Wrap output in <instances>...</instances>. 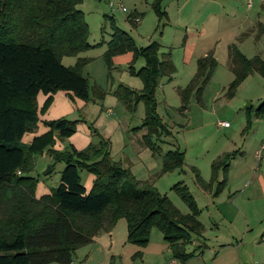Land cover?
I'll return each mask as SVG.
<instances>
[{
    "label": "trees",
    "instance_id": "16d2710c",
    "mask_svg": "<svg viewBox=\"0 0 264 264\" xmlns=\"http://www.w3.org/2000/svg\"><path fill=\"white\" fill-rule=\"evenodd\" d=\"M80 3L0 0V264H70L78 248L91 243L101 231L110 232L119 219L126 223V242L143 248L151 229L156 228L168 243L171 257L186 262L202 245L191 251L186 246L203 231L197 218L200 210L187 185L177 182L171 187L188 209L182 213L165 194L147 183L140 184L127 167L112 160L109 140L94 126L89 129L98 137L97 142L81 150L69 145L58 185L48 194L35 196L36 179L29 175L34 155L51 146L54 138L71 136L77 119L60 117L45 122L49 130L29 144L21 142L23 135L36 127L37 114L45 112L55 92L67 91L84 101L91 98L88 78L82 72L89 58L78 55L94 45L88 41V25ZM161 4L162 0L151 4L158 20L167 17ZM109 24L111 38L103 53L107 68H111L114 55L132 52L128 70L142 82L139 90L118 83L114 94L130 113L138 102L143 103L141 129L145 133L141 141L152 154L159 155L160 145L165 144L171 131L157 112L156 90L161 78H172L175 66L169 53L159 57L156 41L138 47L112 19ZM64 56H74V64H62ZM139 57L144 64L136 69L134 63ZM228 65L233 73L225 92L228 98L250 74L264 78V60L259 56L247 58L235 44L228 46ZM216 66L212 49L196 59L195 73L184 88L177 89L179 110L187 108L191 97L203 106L200 97ZM92 92L97 98L105 93L100 87ZM39 93L47 95L40 109L36 102ZM252 108L244 109L242 131L251 126ZM254 115L264 118V102L255 108ZM237 153L232 150L214 158L208 181L191 166L197 185L203 190L214 187L213 196H217L227 183L230 161ZM56 154L60 158L61 154ZM183 161L182 150L168 149L161 157V173L183 171ZM82 170L93 176L89 190L80 182ZM141 257V250L131 256Z\"/></svg>",
    "mask_w": 264,
    "mask_h": 264
},
{
    "label": "rangeland",
    "instance_id": "374dc122",
    "mask_svg": "<svg viewBox=\"0 0 264 264\" xmlns=\"http://www.w3.org/2000/svg\"><path fill=\"white\" fill-rule=\"evenodd\" d=\"M109 1L113 4L122 5L126 10L118 11L111 9L108 5ZM239 1V5L245 8L246 4L244 0ZM128 3L126 0L124 2L121 0H81L79 8L83 11L88 25V41L92 43L94 40H100L103 33L99 26L104 27L107 24L110 29L108 24L109 19L117 21V26L125 32L128 29L135 32L132 26L125 21V16L130 11V4ZM247 13L246 11L240 12L241 15H237L236 20H243L246 17L243 14ZM104 14H108L109 19ZM150 14H152V16L150 15L151 19H154V13L151 11ZM262 17L264 21V8L262 10ZM159 21L158 30L160 31L164 20L161 19ZM233 21L230 17V20L225 22ZM146 23H149V18L146 19ZM257 29L258 27L254 30L247 29L243 31L239 36V41L242 42L241 48L238 46V41L235 40L233 43L238 46L241 53L246 57L259 56L264 60V35L258 33ZM183 33L187 37H191V34L184 31ZM156 36L155 34L154 37ZM221 37L224 36H219V38ZM135 42L137 45L143 46L147 43L141 42L139 35L136 36ZM221 42L222 40L218 42V45L211 46L217 66L200 97V100L204 104L203 106H199L195 98L191 97L187 107L192 101L195 102V105L189 115L187 113L184 115L186 110L181 111L178 109L179 112L176 113L175 108V113L172 111L169 103L175 105L177 102L175 101L176 99H173L175 95L168 93V91L171 90L173 85L184 87L187 83L184 81L165 84L163 90L156 91L157 112L171 131V136L165 139L167 143L165 142V144L160 145L161 153L159 155L156 153L152 154V151L141 141L142 135L145 133L141 129L144 117L143 103L138 102L134 111L130 113L125 109V104L119 101L114 94L117 98V110H114L115 107L114 109L112 108L113 113L111 115H113L112 117L119 124V129L112 136L114 153L117 161L124 167H127L140 184L147 183L159 193L165 194L182 213L188 212V209L171 187L177 182L187 185L200 210L197 218L203 225L202 235L206 240V244H201V248L195 250V253L188 261L189 264H211L213 255L220 251L221 243H227L230 247L233 244L237 248L231 254L227 250L222 251L220 255V258L222 257L220 259L222 264H258L260 257H264V157L257 159L255 155L252 157L251 154L255 149L254 153H256L260 144L264 141V118L254 117L255 108L264 102V78L257 73L250 74L237 87L233 97L228 98L225 92L230 79L228 81L225 80L226 77L224 75L229 78L232 72L228 65V48L226 45L221 44ZM196 47L200 49V52L196 51L195 53H199L200 55L203 51V46L197 45ZM93 53L97 54L100 51L96 49ZM97 58H100L104 63V72L99 70V67L96 66L97 63H93V66L89 69V73L86 66L82 70L83 74L88 78L89 87H91L89 91L91 93L90 100L84 101L77 97L73 98L88 102V104H92L93 102L100 104V109H102L103 99L102 97H93V89L100 87L103 90H115L123 75V70L122 68H114L112 61L111 68H107L103 56ZM74 60V56H64L61 59V63L72 65L74 64ZM250 105L253 107L252 112H250L252 123L247 130L242 131L245 126L246 113L244 109ZM197 106L200 107L199 109H207V112L200 113ZM74 110V114L77 115L75 125L83 122L88 127L93 126L97 119L96 117L99 115L97 110H91L90 105H86L84 108L77 107ZM189 116L192 117L191 120ZM66 118L74 120L69 116ZM219 121L226 122L228 126L219 125ZM29 133H34L35 137L42 135L37 125L31 132H26L23 135L21 142L24 136ZM122 133L124 136L123 145H119L116 148L115 137L122 136ZM67 138H54V143L51 146H47L40 153L34 155V164L29 175L36 179L35 196L41 194V190L47 192L58 185L60 173L65 164L62 156L63 154H67L68 151L67 147L69 144H66L67 140L65 141ZM93 138L94 142H97L98 137L94 135ZM59 142H64L61 148L58 147ZM172 142L176 146H173ZM170 147H178L179 150L184 152L183 172H180V169H176L161 173L162 154L171 149ZM232 150H238V153L230 161L227 183L217 196H213L214 187L210 190L200 188L195 182L190 167H196L202 179L208 181L211 177V161L218 155ZM56 153L61 154L60 158L56 156ZM250 158L255 162L253 165ZM82 171L79 174L80 182L83 184L85 175L82 180L81 174L90 173ZM259 177L262 179L263 184L259 180ZM218 179H221V174H219ZM118 221V224H122V231H118L115 237L117 241L113 243L112 248L111 244H109L110 241L106 240V244L110 249L107 254H113L105 260H100L98 264H141L140 259L136 261L135 259L133 261L130 259L133 251L141 249L126 242V227L123 228V224L126 226L125 220L119 219ZM259 241H262V244L258 245ZM93 242H95V239ZM158 242L160 244L164 243L161 233L156 228H152L148 246L154 244L157 247L159 245ZM104 246L105 244H101L102 250ZM161 248L162 246H160L159 250ZM186 249L191 251L190 245H187ZM78 254L80 255L81 253L76 250L70 264L82 263L81 261L84 258L80 256L82 258L78 262ZM235 256L238 258L237 261H235ZM97 257L99 258V255ZM168 260L169 257L166 255L164 264H168ZM158 263H163L161 256H159ZM91 264L96 263L92 260ZM144 264L149 263L146 262Z\"/></svg>",
    "mask_w": 264,
    "mask_h": 264
},
{
    "label": "crops",
    "instance_id": "0c3cea01",
    "mask_svg": "<svg viewBox=\"0 0 264 264\" xmlns=\"http://www.w3.org/2000/svg\"><path fill=\"white\" fill-rule=\"evenodd\" d=\"M121 1L124 2L125 0H121ZM126 1L129 2L128 4H130V11L127 13L128 16L127 15L125 16V21L126 23L130 24L132 28L135 30V32H132L130 29H128L126 33L131 36L135 45L138 47L143 46L136 44L135 39L137 35L140 36L141 42L142 41L145 43L147 42L146 45L149 44L151 41H156L159 44V49H158L159 57H163L165 54L169 53L170 59L173 65L175 66L176 71L172 75V78L171 79H166L165 77L161 78L156 91L163 90L165 84L174 83L175 81L176 82L184 81L188 83L196 71V59L198 57L205 55L208 50H211L212 45L213 46L218 45V42H220V40H222L221 44L226 45L227 48L230 44H235L233 42L236 40L238 41L239 48H241L242 42L239 41V36L243 33L244 30L247 29L254 30L255 28L258 27L257 29V31H259L258 33L264 35V21L262 20L263 18L262 10L264 8V0H244L246 4L245 8H243L242 5H239L240 3L239 0H234V1L162 0L161 5L163 7V10L166 12L167 17L165 19L164 18L162 19L164 20V22L163 24H161L162 28L160 31L158 30L160 21L157 19L153 9L151 8V4L154 0H126ZM151 11L154 13L153 14L154 19H151L152 16V14H150ZM244 11L248 12L247 14H243L246 15V17L243 20L241 19L236 20V16L241 15L240 12H244ZM104 16L109 18L108 14H104ZM105 17L103 18L105 19ZM129 17L132 19L130 20ZM135 17L138 18L137 21L133 20V18ZM230 17L234 21L225 22L230 20ZM147 18H149V23H146ZM249 18H251L250 21H248ZM113 21L117 26V21L115 20ZM108 24H109V20H108ZM99 28L103 33L100 37V40L92 41L91 44L94 45L93 48L86 50L78 55L81 57L89 58L88 63L85 65L86 67H88L87 68L88 73L90 71L89 69L93 66V63H97L96 66L99 67V70L101 72H104V63L100 58L97 57L103 56V53L107 48L106 44L111 38L112 30L111 27L110 29L108 28L107 24L104 27L99 26ZM183 31L191 34V37H187V35L183 33ZM134 33H136V35H134ZM153 34L154 35L156 34L157 36L154 37ZM219 36H224V37L219 38ZM197 45L203 46V51L201 50L202 53L200 55L199 53H195L196 51L200 52V49L196 47ZM96 49L99 50L100 53L94 54L93 51H95ZM75 60L73 61V63L75 62ZM131 60H132V52H125L122 54L114 55L111 58L113 67L122 68L123 70V75L121 76L119 83H123L130 88L139 90L142 88L141 80L138 77L131 75L128 70V66ZM143 64H144V59L139 57L135 61L134 67L137 68L138 66L140 67ZM230 75L233 76V73ZM231 76H229L228 78V76L224 75V77H226L225 80L228 81V79H230L231 81L233 79V77L231 79ZM185 86L186 85H184V87ZM184 87H180V85L176 87L173 85L171 87V90L168 91V93H173V95H175L173 99H176L175 101L177 102L175 105H171V103H169V106L171 107L173 112L175 111V108H176L175 112L176 113L179 112L178 107L181 105V100L177 93V88H184ZM104 91H105V95H103L102 97L103 99L102 109H100V104H96L94 102L92 104H88V102L81 101L77 98L74 99L73 96L71 97V93L67 91L59 90L55 92L54 94H52L51 103L49 104L45 112L42 114L40 113L37 114L38 120L36 126L37 125L39 126V130L43 134L44 132L49 130V127L45 124V122L50 120H55L60 117H68V116L73 119H76L77 115L74 114L75 111L74 108L77 107L84 108L86 107V105H90L91 110L95 109L98 111L99 114L98 117H96L97 119L95 120V124H93V126L99 131L100 134H102L105 138L109 140L111 158L112 160L117 161L114 153V142L112 136H114V134L119 129V124L117 120L112 117L113 115H111L113 113L112 108L114 109L115 107L114 110H117V103H116L117 98L113 93L114 90L109 89L108 91L105 89ZM46 98L47 95H44L42 93H39L37 95L36 102L38 109L42 107ZM194 105H195L194 101L190 102L189 106L185 109L186 111L184 112V115L186 113L189 115L191 110L194 108ZM199 108L200 107H198V109ZM199 110L200 113L207 112V109L204 108ZM191 118L192 117L189 116L190 120ZM254 120L256 119L254 118ZM33 137H35L34 133L26 134L23 138L24 142L22 141V143L29 144L33 139ZM123 139H124L123 133L122 136L115 137L116 148L119 145H123ZM66 140H67L66 144L71 145L76 150L84 149L91 142L95 143L93 135L91 134L88 125L86 126L83 122H80L78 125H76L75 132L67 139H65V141ZM64 142H59L58 147L61 148ZM254 151L251 154L252 157H254L255 155ZM250 160L252 161V165H253L255 162L251 158ZM84 175L85 178L83 180L82 178ZM81 179L83 180L82 185L85 187L86 190H89L92 184L93 176L91 174L85 173V174H81ZM259 180L263 184V181L260 177ZM49 192H50L49 190L47 192L41 190L40 192L41 194H39L36 197L39 198L40 196L48 194ZM118 222L119 221H117V223L110 230V232L101 231L98 235H96L94 237L95 242L93 243L91 242L92 244L90 243V245L88 246L85 245L78 248L77 251H80L81 253L80 255L78 254L77 256L78 262L82 258L80 256H83L84 258V260L81 261L82 262L81 264H91L92 260L94 263L98 264L100 260H105L106 258L111 257L113 253L107 254L108 251H110V249L106 244V240L110 241L109 244H111V248H112L113 243L117 241L115 240V237L118 231L119 232L122 231V224H118ZM124 227L126 226H124L123 224V228ZM203 243L206 244V240L203 235L198 237L194 236L192 238L191 243L189 244L190 249H192L196 245H201ZM101 244H105L103 250L101 249ZM148 244L145 247L140 248L142 250V257L140 259L141 264H144L146 262L149 264H159L158 263L159 256L163 258L162 264H164L166 255L169 257L168 264H189L188 261L190 259H188L186 262H180L173 259L171 257L168 243H166L165 241L163 244H160L158 242L159 245L157 247L154 244L150 246H148ZM259 244H262V241H259L258 245ZM160 246H162V248L159 250ZM235 249L237 248L233 244H231L230 247V245L227 243H221L220 251L213 255L211 259L212 260L211 264H222L220 262V259L222 258V257L220 258L222 251L227 250V252L231 254ZM136 251L138 250L133 251L131 255ZM98 255L99 258L97 257ZM130 259L133 261L131 256ZM237 259H238L237 256H235V261H237ZM136 260L137 259H135V261ZM127 262L129 263V261ZM258 264H264L263 256L260 257Z\"/></svg>",
    "mask_w": 264,
    "mask_h": 264
},
{
    "label": "built area",
    "instance_id": "2783aa9c",
    "mask_svg": "<svg viewBox=\"0 0 264 264\" xmlns=\"http://www.w3.org/2000/svg\"><path fill=\"white\" fill-rule=\"evenodd\" d=\"M108 5H109V7L111 9H114V10H118V11H125L126 10V8L123 7L122 5H120V4H113L110 1H109ZM133 20L134 21H137L138 18L135 17V18H133ZM218 124L221 125V126H224V127L228 126V124L226 122L219 121ZM255 156L257 157V159H260V158H263L264 157V141L260 144L258 150L255 153Z\"/></svg>",
    "mask_w": 264,
    "mask_h": 264
},
{
    "label": "water",
    "instance_id": "95a60500",
    "mask_svg": "<svg viewBox=\"0 0 264 264\" xmlns=\"http://www.w3.org/2000/svg\"><path fill=\"white\" fill-rule=\"evenodd\" d=\"M62 159H63L64 163H66L68 160V154H63Z\"/></svg>",
    "mask_w": 264,
    "mask_h": 264
}]
</instances>
